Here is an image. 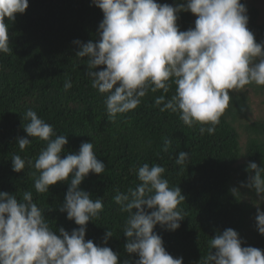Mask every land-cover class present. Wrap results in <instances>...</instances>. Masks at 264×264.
Returning a JSON list of instances; mask_svg holds the SVG:
<instances>
[{
  "label": "clouds",
  "instance_id": "1",
  "mask_svg": "<svg viewBox=\"0 0 264 264\" xmlns=\"http://www.w3.org/2000/svg\"><path fill=\"white\" fill-rule=\"evenodd\" d=\"M28 6V0H0V54L12 53L6 21L14 22ZM92 6L103 14L98 39L73 41L79 49L75 56L87 58L85 76L105 96L111 122L137 109L149 91H161L154 99L160 112L177 114L187 127H198L200 135H213L231 92L264 86V41L257 42L247 27V8L240 0H177L175 6L157 0H92ZM182 12L195 17L194 26L185 31L177 25ZM63 87L69 90L71 81ZM23 119L28 123L23 126L26 136L17 140L20 152L31 144L29 138L45 144L34 161H27L35 169V191L47 193L50 186L67 183L59 211L78 227L71 233L52 230L31 191H24L20 199L0 192V264H118L110 247L85 240L87 223L104 209L102 197L93 199L79 187L89 173L100 176L105 171L93 143L83 142L78 152L62 158L67 136L57 135L32 108ZM171 143L165 138L162 151L167 152ZM189 157V152L180 151L175 163L185 166ZM25 166L20 155H12L13 172L20 173ZM245 171L249 175L241 187L264 200V167L249 162ZM164 173V167L144 163L136 169L135 187L114 189L113 202L121 214H127L122 227L124 249L137 257L124 264H183V257L170 255L154 232L157 225L175 231L184 220L179 205L185 197L178 186H169ZM230 191L234 197L239 194L236 188ZM255 206L256 231L264 236V211ZM111 237L113 232L107 229L103 244ZM243 243L231 228L217 232L197 264H264V251Z\"/></svg>",
  "mask_w": 264,
  "mask_h": 264
},
{
  "label": "trees",
  "instance_id": "2",
  "mask_svg": "<svg viewBox=\"0 0 264 264\" xmlns=\"http://www.w3.org/2000/svg\"><path fill=\"white\" fill-rule=\"evenodd\" d=\"M157 2L175 6L177 0ZM240 2L247 8V27L257 42L264 41V22L258 20L260 11L249 0ZM28 5L14 22L6 21L12 53L0 54V192L20 199L24 191H31L52 230L64 228L71 233L78 227L59 211L67 183L50 186L47 193L34 189L35 169L27 161H34L45 147L44 142L29 138L31 144L23 152L18 148V138L26 136L23 126L28 121L23 119L24 113L32 108L53 126L57 135L67 136L62 158L78 152L81 143L92 142L97 158L104 162L105 171L100 176L89 173L79 186L93 199L102 197L104 204L99 218L87 223L85 240L110 247L118 255V264L137 257L124 249L122 227L127 214H121L113 202L114 189L126 191L135 187L139 183L136 169L144 163L164 167L163 178L170 187L178 186L185 197L179 205L184 212L180 227L175 231L159 225L154 228L174 258L183 257V264H197L209 251V239L228 228L238 233L242 246L264 251V236L255 227V206L245 198L257 195L241 187L249 175L245 171L249 162L264 167V120L242 121L247 118V97L230 93L229 106L213 135H200L198 127H187L177 114L160 112L154 99L161 91H149L137 109L118 115L111 122L105 96L93 89L85 76L87 58L75 56L79 49L73 43L98 39L102 12L92 6V0H28ZM194 21L190 12L178 14L181 31L193 27ZM66 80L72 84L67 91L63 87ZM173 91L174 86L166 98ZM237 125L246 134L243 144ZM165 138L172 142L167 152L162 151ZM180 151L190 153L185 166L175 163ZM14 154L26 161L20 173L12 171ZM233 188L239 190L235 197L230 191ZM260 209L264 211V202ZM107 229L113 237L104 245Z\"/></svg>",
  "mask_w": 264,
  "mask_h": 264
},
{
  "label": "rangeland",
  "instance_id": "3",
  "mask_svg": "<svg viewBox=\"0 0 264 264\" xmlns=\"http://www.w3.org/2000/svg\"><path fill=\"white\" fill-rule=\"evenodd\" d=\"M249 3L254 5L260 11V18L258 19L259 22H264V0H249ZM236 94H242L247 97V118L245 117L246 119L242 121L259 122L264 120V86L258 87L255 85H249L242 90L235 91L234 96H236ZM237 127L241 136V144H243L246 139V134L241 126L237 125ZM245 198L247 201L251 202L253 206L259 204L260 207V204L264 202V200H260L258 196H256V198L245 196Z\"/></svg>",
  "mask_w": 264,
  "mask_h": 264
}]
</instances>
